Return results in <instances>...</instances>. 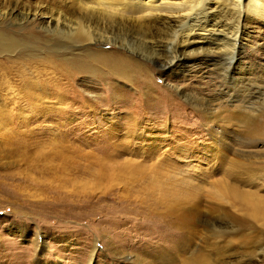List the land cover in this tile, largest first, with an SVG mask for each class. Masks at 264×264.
Instances as JSON below:
<instances>
[{"label":"rangeland","instance_id":"1","mask_svg":"<svg viewBox=\"0 0 264 264\" xmlns=\"http://www.w3.org/2000/svg\"><path fill=\"white\" fill-rule=\"evenodd\" d=\"M85 1L0 0V30L47 35L39 28L41 19H74ZM214 1L209 2L214 8L205 23L208 28L216 19V25L226 29L228 18L241 26L240 57L228 67L225 81L221 63L226 59L220 63V58L207 56L209 37L202 41V36H194L197 43L188 49L201 48L206 60L188 63L187 70L195 71L184 76L161 74L160 65L167 60L165 51L158 60L132 41L120 49L109 46L128 55L143 69L142 78L156 83L166 95L165 100L145 109L136 97V79H110L108 84L120 92L113 100L103 89L104 83H91L83 75L73 77L62 100L47 95L29 104L20 98L15 69L21 65L36 75L33 79L48 82L57 79L58 73L47 66L43 72L41 57L0 54L1 74L13 64V73L5 79L14 91L0 97V103H6L0 113V264H87L94 246L92 264H160L169 256L172 264H264L259 252L260 247L264 249V227L235 229L221 218L227 212L226 218L232 221L241 214L216 187L222 176L230 177L226 173L229 167L221 166V160L226 154L232 157L238 148L231 147L236 138L229 132L240 134L239 128L218 133L230 147H212L211 124L172 89L179 85L210 99L225 100L231 95L238 99L245 94L241 90L247 88L249 93L253 89V76L264 73V15L247 12L237 20L235 14L219 13L212 5ZM11 8L15 15L7 13ZM21 12L34 13L36 19L22 24ZM153 23L150 42L167 41L174 24H167L165 16H157ZM200 32L204 33H195ZM235 79L238 81L232 82ZM123 95L132 100L123 107L116 106ZM169 98H175L177 104L168 105L172 103ZM18 118L21 122L16 123ZM53 146L58 150H52ZM47 152L52 160L44 156ZM60 161L64 162L62 168H52ZM43 163L53 165L47 171L42 169ZM152 181L162 184L154 186ZM258 183L264 194V177ZM165 189L173 190L177 200L178 215L173 218L161 214L168 197L161 196Z\"/></svg>","mask_w":264,"mask_h":264},{"label":"bare ground","instance_id":"2","mask_svg":"<svg viewBox=\"0 0 264 264\" xmlns=\"http://www.w3.org/2000/svg\"><path fill=\"white\" fill-rule=\"evenodd\" d=\"M209 2H212V0H161L159 2L152 0H87L80 7V15L75 16L74 19L54 18L51 16L48 19H41L39 28L46 31L47 35L30 30L20 34L0 30V54H5L8 57L12 54H17L18 57H25V59L41 57L42 60L40 61L42 64L39 62L42 65L41 69L43 72H46L47 67H51L53 68V73H58L61 80H58V77L57 79H53L52 82H48L38 79V77L33 79L36 75L29 68L30 74L21 65L15 69V73L17 72L19 76V84L16 88H20L22 92L20 98H24V101L29 104L47 95H54L56 99L62 100L64 98L62 97L64 96V90H68L73 77L83 75L91 83L99 81V84L104 83L105 86L107 84V87H102L106 89V93L113 100L114 98L116 99V95L120 92L119 90H115L117 89L116 87L113 89L111 83L108 84L110 79H121L122 81L136 79L135 83H138L139 88L136 91L138 94L136 97L139 100V104L141 103L142 109H145L157 104L159 101L161 102V100H165L166 95L159 90L155 85L156 83L151 82L148 78H142L144 74V71L142 72L143 69L141 70L140 66L133 62L128 55L124 54L121 50L111 49L109 46L114 47L117 45L120 49L129 41H132L134 46L136 44L139 47L138 49L147 52L151 56V59L158 60L161 58L160 52L165 51L167 52V60L160 65L162 69L161 74L168 73L169 75L174 72L178 76H184L188 72L194 73L195 71V69L187 70L188 63L196 60H206V54H204L201 48L195 51L188 49L193 43H197L194 41V36H202H198L202 41L209 37V41H206L210 46L207 49V56L210 55L211 59L214 56L220 58V63L222 59H226L224 63H221L223 69H220L222 72L221 78L225 81L228 76V67L233 66L235 60L240 57V47H242V42L240 41L241 26H239V23L236 24V20L228 18L227 23L224 24V26L228 25L226 29L222 28L221 25H218V27L216 19H213L212 24L208 28V25H205V23L209 20L210 9L214 8L210 6ZM212 5L217 7L219 13L231 17L234 14L237 18L241 14L245 16L247 12H251L254 15H264V0H216ZM7 13L15 15L12 8ZM19 15H21L22 24L26 21L32 22L37 16L34 13L28 14L23 12ZM157 16H165L167 24H170V22L174 24V29H169L171 31L168 33L169 38H166L167 41L163 43L157 40L150 42V38L148 37V34H150L155 26L153 21ZM197 30H202L204 33H195ZM210 38L213 39L211 40ZM195 40L197 39L195 38ZM86 42L95 45L86 46ZM102 44L107 45V47L100 46ZM187 49L190 52L186 53ZM53 57H56V59ZM26 61L24 65L27 64ZM226 63L227 66H225ZM12 65H10V68L5 67L4 72L0 73L2 75L0 76L2 78L0 80L2 81V85L0 86L1 88H5L2 89L3 91L0 90V97L5 96L8 92H14L13 88H11L12 83L10 84L9 80L5 79V76L13 73ZM137 74L138 77H134ZM263 76L264 73L259 74L257 72L253 76V89L251 87L249 93H246L247 88L241 90L240 92L245 94L239 96L238 99H233L235 95H231L225 98V100L223 97L210 99L200 95L197 91L189 90L185 86H172L177 95L184 98L189 103L188 105L193 107L207 123L218 127H221L219 123L224 124V127H221L220 130L214 129V126H208L213 143H210L212 147L216 145L223 146L224 148L230 147L227 141H222L218 138V133L227 132L225 130H229L233 126L238 127L240 134H242L241 136L240 134L229 132L236 138L232 140L233 145L231 147L236 146L238 148L235 149V152L233 151L232 157L226 156L228 155L226 154L221 160V163H223L221 166L227 164V168L229 167L226 173L230 177L222 178V176L221 179L216 181V187L221 189L219 191L233 204L234 209L240 210V218L235 217L232 221L226 218L227 212L224 213V217H221L225 219L227 225H231L235 229L241 227L248 229L264 227V194L260 193V189L258 188L260 186L258 179L264 177ZM235 81L238 80L235 79L232 82ZM254 88L257 90L254 91ZM142 94H144V98ZM12 96L17 97L16 95ZM131 100L132 98L123 95L114 104H117L116 106L128 105ZM170 101H172L171 104H168L170 106L177 104L175 98H169L168 102ZM21 106L20 103L19 110ZM35 107L38 106L35 105ZM230 108H232V113L228 115L226 111ZM5 109L6 103H0V113ZM18 113L17 116H20V111ZM19 118L16 120V123L21 122ZM241 145L243 146L239 147ZM52 150H58L57 146H53ZM57 153L54 152V154ZM44 156L52 160L49 152ZM47 158L46 161L49 163ZM62 163L64 162L60 161L54 167L52 166L53 164L46 166L43 163L42 169H47L48 171L52 166V168H58L59 170L64 165ZM152 182L154 186L162 184L161 181ZM222 193H220V196L223 195ZM163 195H168V197L165 202V212H161V214L170 215L173 218L174 215H178L175 194L173 190L165 189L161 196L164 197ZM175 219L177 218L175 217ZM95 249L96 246L93 247V252L89 254L87 264H92ZM260 250V256H263L260 262H264L263 247H260ZM162 251L164 254L171 255L167 250ZM172 261L173 259L169 256L166 260L161 261L160 264H172Z\"/></svg>","mask_w":264,"mask_h":264}]
</instances>
